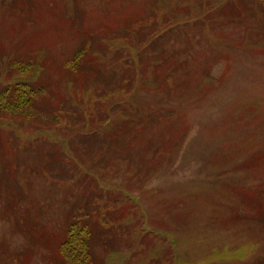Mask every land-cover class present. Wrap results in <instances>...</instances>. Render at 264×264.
<instances>
[{
  "label": "rangeland",
  "instance_id": "rangeland-1",
  "mask_svg": "<svg viewBox=\"0 0 264 264\" xmlns=\"http://www.w3.org/2000/svg\"><path fill=\"white\" fill-rule=\"evenodd\" d=\"M23 83L0 264H69L74 222L91 264H264V0H0V94Z\"/></svg>",
  "mask_w": 264,
  "mask_h": 264
},
{
  "label": "trees",
  "instance_id": "trees-1",
  "mask_svg": "<svg viewBox=\"0 0 264 264\" xmlns=\"http://www.w3.org/2000/svg\"><path fill=\"white\" fill-rule=\"evenodd\" d=\"M81 55H79V58ZM21 70L25 71L23 67ZM10 92L0 94V104L6 103L10 106V114H24L30 111L34 105V96L38 91L31 87L30 84H19L15 87L7 88ZM92 231L86 224L80 225L79 222H74L70 225L67 237L60 245V252L69 264H91L93 259L91 245Z\"/></svg>",
  "mask_w": 264,
  "mask_h": 264
}]
</instances>
